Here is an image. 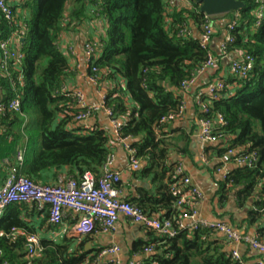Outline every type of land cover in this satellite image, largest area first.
Wrapping results in <instances>:
<instances>
[{
	"label": "trees",
	"instance_id": "obj_1",
	"mask_svg": "<svg viewBox=\"0 0 264 264\" xmlns=\"http://www.w3.org/2000/svg\"><path fill=\"white\" fill-rule=\"evenodd\" d=\"M186 1L192 7L180 2L170 6L168 0H25L13 5L14 25L0 12V43L18 31L25 56L21 65H12L11 77L0 75V162L11 163L9 169L0 166V185L13 169L39 185H55L47 183L45 176L63 168L77 180L86 173L98 178L114 153L113 146L122 144L102 128L87 131L76 123L83 110L72 92L63 91L71 70L68 57L59 50L61 37L97 17L107 28L98 42H89L95 44L97 55L102 52L93 63L97 72L90 67V75L112 87L105 108L112 111L114 120L124 122L119 139L133 142L131 149L137 159L149 162L147 172L166 179L160 202L167 214L162 220H171L179 231L172 238L153 232L157 239L153 245L145 244L142 251L152 248L158 252L150 264H240L233 255L212 249L215 230L180 228L181 215L171 191L179 180L176 168L181 165L171 162V155L187 138L184 134L178 140L169 138L166 129L172 122L163 121L180 113L183 83L209 58L191 32L194 26L201 34L205 15L193 0ZM241 1L243 10L223 15L236 22L229 54L251 55L254 68L244 79L233 76L224 80L226 88L218 100L202 97L209 112L200 114V120L218 124L221 116L225 122L215 125L218 143L207 152L212 161L223 160L230 151L237 156L257 155L252 167L237 166L221 182L223 193L234 194L239 205L253 200L258 212L251 215L256 217L264 211V19L258 25L256 0ZM17 96L21 98L20 113L9 109V102ZM39 148L42 150L37 152ZM19 154L22 161L17 159ZM130 203L144 210L142 204ZM37 211L35 204H14L6 209L0 221V264H95L100 252L92 256L83 243L75 245L72 239L60 243L40 239V255L30 259L27 236L39 235L26 217ZM42 213L43 226L51 225L48 211ZM18 230L24 235L17 234ZM259 238L264 241V234ZM164 242L169 257L159 252Z\"/></svg>",
	"mask_w": 264,
	"mask_h": 264
},
{
	"label": "crops",
	"instance_id": "obj_2",
	"mask_svg": "<svg viewBox=\"0 0 264 264\" xmlns=\"http://www.w3.org/2000/svg\"><path fill=\"white\" fill-rule=\"evenodd\" d=\"M182 5L192 7L189 2H183ZM230 22H232L231 19L223 17V15L215 21L216 33L211 44V50L218 63L214 69L200 75L195 85L183 94L184 105H186L185 114L181 119L170 123L166 132L169 133V138L175 140L180 139L182 134L187 138L185 142H179L176 151L174 150L171 155V162H180L193 186L204 194V201L199 207L200 221L208 224L226 223L239 231L241 235L252 239L264 234V211H260L258 216L252 217V212H258L253 200L241 206L234 194L223 193L221 182L226 174L236 169L237 165L231 163L228 159L229 156L223 160L215 159L212 161L211 154L207 152L216 144H208L200 136L201 96L207 92L209 86L217 81L232 78V63L244 56L242 53H232L226 58L221 55V46L227 38ZM106 28L105 21L92 17L80 25L77 30L62 36L59 45V50L69 59L71 70L70 77L65 81L64 89L82 91L88 104L93 107H100L103 104L112 87L110 88L111 85L108 82L95 85L90 81V67L86 61L85 47L91 41L98 42L105 35ZM192 32L196 38L200 37V32L196 27H192ZM101 55L102 52H99L98 56ZM230 90L234 91L233 86H230ZM120 122L124 124L123 120ZM87 123L92 127L96 126L108 131L116 140L114 126L105 111H98ZM129 144L132 145L133 142L130 141ZM125 146L117 143L113 146L115 170L120 173L122 179L119 186L122 199L142 204L149 216L162 220L167 214V211L162 209V202H160L164 194L166 179H157L154 171L147 172L150 166L149 162L144 159H139L140 170L134 171L131 167L130 153ZM180 148L184 149L185 152L179 151ZM41 150L39 148L37 152ZM224 160L227 161L228 165L226 169L219 171L216 167L225 164ZM9 164L11 163L0 162V166L3 168L5 166L8 168ZM71 179L75 178L70 174L68 168L53 170L45 176L47 183L55 185H62ZM3 185H0V188ZM39 212L42 213L40 210ZM39 212H31V216L26 217V221L36 229L35 234H38L42 241L60 243L65 239H72L75 241V245L83 243L86 252H90L92 256L100 252L95 264H150L152 257L158 253L155 250L152 253L142 251L145 244L154 243L157 239L153 235L155 231L146 229L123 215L120 216L114 231L106 233L98 228L92 232L79 235L76 232V227L82 222L83 215L67 213L61 225L54 226L46 223L43 226L42 222L45 215ZM4 215L0 214V221ZM22 233L21 230L17 232L19 235H23ZM210 243H212V249H220L229 255L238 252L246 264H257L259 259L264 260V257L254 252L250 247L231 242L221 233L213 234ZM160 246L162 249L159 252L167 254L169 257L168 243L164 242ZM113 247L119 248L120 253L102 255L105 249Z\"/></svg>",
	"mask_w": 264,
	"mask_h": 264
},
{
	"label": "built area",
	"instance_id": "obj_3",
	"mask_svg": "<svg viewBox=\"0 0 264 264\" xmlns=\"http://www.w3.org/2000/svg\"><path fill=\"white\" fill-rule=\"evenodd\" d=\"M22 1L25 0H0V12L9 24L14 25L17 21V15L14 13L13 5ZM168 2L170 6H173L176 3L187 1L168 0ZM256 4L259 25L260 21L264 19V0H256ZM215 21L214 17L205 15L199 39L202 47L208 51L209 58L194 77L183 83L181 89L184 93L195 85L200 75H203L208 70L214 69L218 63V60L211 50V44L216 33ZM235 27V21L229 23L227 38L221 46V55L223 58L229 56V47L234 43L232 32ZM22 41L23 39L20 33L14 31L7 40L0 43V75L11 77L10 70L12 65L19 66L23 63L25 56L20 47ZM85 54L89 67L93 69V73L97 72V69L93 67V63L99 56L97 55L94 43H88L86 45ZM254 64L255 60L251 55H244L241 59L232 63V75L244 79L253 70ZM18 80L22 82L23 77L20 76ZM90 81L95 85L99 84V79L96 76H90ZM225 88L226 85L224 80H219L209 86L207 92L200 98L202 113L209 112V106L206 102L202 101V97L206 96L210 101L218 100L220 98L219 93ZM63 91L72 92L73 96L78 99V107L83 111L76 116L75 122L82 126L84 130L91 131L95 129L87 122L98 111H105L109 115L114 126L115 136L124 146L126 145L125 147L130 153L132 169L134 171H139L140 161L136 157V152L131 149V145L129 144L130 140L119 139V131L123 123H121L120 120L117 121L113 119L112 111L105 108V100L100 107H93L88 104L86 96L82 91H69L67 89H63ZM9 109L17 113L21 112V98L19 96L9 102ZM185 110L186 105H184L183 102L180 113L178 115L169 116L163 122L170 123L181 119L185 114ZM217 123L219 125H224L225 122L223 117L220 116ZM218 124L207 119L200 120V136L204 142L211 145L218 143L214 135L215 125ZM228 156L230 161L231 157H234L232 163L237 166L252 167L258 161L257 155L254 154L237 156L236 152L230 151ZM18 159L22 161L23 155L19 154ZM226 160H224L225 164H223V167L219 169V171L226 169L228 165ZM176 174L179 176V180L173 185L171 191L173 196L177 199L175 207L181 215L180 228L192 230L202 226L204 228L213 229L217 233L224 234L229 241L238 245H246L254 252L264 257V241L260 240L259 237L250 239L241 235L239 231L226 223L218 222L215 224H208L204 221H200L199 207L204 201V194L193 186L190 177L185 174L182 165L176 168ZM121 180L120 173L115 170L114 153L108 157L100 177L96 178L94 175L86 173L81 180L71 179L62 185H39L31 179L20 175L13 169L7 181L0 188V214H4L6 209L14 204H35L40 211H48L50 223L54 226L61 225L67 213L83 215L82 222L76 227V232L79 233V235L92 232L98 228H101L102 231L106 233L114 231L121 215L136 224L142 225L146 229L155 231L163 237L172 238L179 234V231L174 228L171 220L155 219L138 206L122 199L121 190L119 188ZM22 234L24 235V233ZM0 235H2V233ZM27 252L30 259H34L40 255L41 240L38 236H27ZM147 252L152 253L154 250L150 248ZM118 253H120V249L113 247L105 249L102 255ZM233 257L240 264H246L241 259L238 252H234ZM257 264H264V260L259 259Z\"/></svg>",
	"mask_w": 264,
	"mask_h": 264
},
{
	"label": "water",
	"instance_id": "obj_4",
	"mask_svg": "<svg viewBox=\"0 0 264 264\" xmlns=\"http://www.w3.org/2000/svg\"><path fill=\"white\" fill-rule=\"evenodd\" d=\"M200 7L203 15L217 17L233 12H239L245 8L241 0H194ZM24 41V40H23Z\"/></svg>",
	"mask_w": 264,
	"mask_h": 264
}]
</instances>
